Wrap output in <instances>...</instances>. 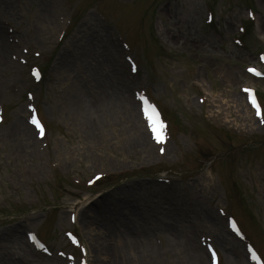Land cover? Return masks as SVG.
<instances>
[{
    "label": "rangeland",
    "instance_id": "rangeland-1",
    "mask_svg": "<svg viewBox=\"0 0 264 264\" xmlns=\"http://www.w3.org/2000/svg\"><path fill=\"white\" fill-rule=\"evenodd\" d=\"M42 8L51 14V24L57 22L51 33L47 19L43 23L39 16ZM66 18L71 19L67 28ZM0 28L10 44L0 57V240L20 236L21 244L25 230L37 229L52 251L63 248L62 230L72 227L67 219L72 205L79 210L102 198L107 206L105 197L116 187L136 183L139 199L151 203L156 213L165 214L168 207L179 212L149 221L158 229L144 236L158 245L157 264H194L191 251L203 248L200 236L212 238L220 264H238L240 258L230 257L215 242L220 236L216 216L226 227L217 207L236 214L264 255V126L258 127L240 90L242 84L255 86L264 103V78L252 81L245 75V67L256 65L258 53L264 52V0H0ZM123 42L129 43V51ZM81 43L90 47L89 70L101 62L97 73L113 87L109 117L95 142L103 150L112 143L115 157L110 163L97 156L100 151L85 138L70 110L67 93L82 61ZM36 51L40 56H34ZM127 54L138 65L137 76L128 72ZM33 63L42 68L38 83L27 72ZM139 87L160 104L169 121L164 155L154 146L148 156L143 147L127 143L135 130L129 101L121 103V98H132ZM87 90L91 103L100 98L97 91L88 95ZM27 91L47 126L45 147L42 140L32 145L21 134H9L11 119L23 116L25 121L28 114ZM103 138L109 140L107 147ZM86 147L93 151L92 159ZM93 170L126 173L89 189L72 180ZM163 177L169 182L158 179ZM74 226L89 245L87 227L79 218ZM223 235L226 246L242 251L232 235ZM19 252L16 244L6 246L0 257L63 264L57 256ZM96 255L91 264H101L105 256Z\"/></svg>",
    "mask_w": 264,
    "mask_h": 264
},
{
    "label": "bare ground",
    "instance_id": "bare-ground-1",
    "mask_svg": "<svg viewBox=\"0 0 264 264\" xmlns=\"http://www.w3.org/2000/svg\"><path fill=\"white\" fill-rule=\"evenodd\" d=\"M112 6H114L113 3ZM40 13L41 15L39 14V16L42 17L43 23H45V20L47 19V22L45 23L47 27L46 29L53 28V25H50L52 21L51 14L45 15V10L43 8ZM3 38L5 39V33L0 28V57L3 54L5 46L6 53L10 49V44L6 39L4 42ZM85 44L86 45L82 46L81 43L80 58H82V61H79L77 65L76 80L74 81V84H71L68 87L67 95L70 99V110L74 122L84 129L85 138L93 144L97 138L101 139L99 136L101 133L100 125L102 124L103 119L107 116L109 117L111 107L110 93L113 95L114 93L112 85L105 83L102 78V72L97 73L98 67L102 66L101 62H95L93 71L91 72L89 70L88 61L91 52L88 43ZM62 62L63 59L59 61V64ZM246 76L252 77L247 73ZM88 87H90L91 90H89ZM85 88L88 89V95H90V92L95 93L97 91L100 98L93 100L91 103V98L90 100L86 99ZM122 102L125 103L127 100L121 98V103ZM129 103L130 116L135 135L134 137H129L127 143L133 147H143L145 155L148 154L149 156L150 153H152L154 145L149 139L146 127L140 118L139 105L137 107V102L134 99H130ZM31 129L32 127L28 123H25L22 117L19 116L11 119L8 130L10 135L13 132L21 134L23 135L24 142L28 139L31 144L34 145L36 139L32 137ZM102 141L107 147L109 140L103 138ZM108 146L109 149L107 151L98 149L100 151V154L98 155H101V158L106 159V162L110 163L115 156L110 154V152H113L112 143H109ZM86 150L88 152L87 156L92 159L93 151L88 150L87 147ZM138 190L136 183L118 186L116 191H114L115 193L109 196V200L107 199L108 206L105 213H102L103 206H101V203L104 202V199L102 198L95 199L93 205L89 202L88 205L84 207L85 209L83 208L77 211L80 222L83 226L87 227V233L90 236V256L93 258L96 256L95 259L97 260L96 254L98 252L105 255L104 259L100 261L101 264H106L105 261H107V264H153L155 262L156 258L153 260L151 254L153 251L156 253V250L151 249L153 246L151 238H148L147 240L144 234L148 233L150 230H156L158 228H155L149 221L151 219H168V217H173L171 214H178L179 212H174L171 207H168L167 213H156L157 211L151 206V203L147 204V202L138 200L137 197H139V195L141 196V193H139ZM125 198L128 199V202L126 204L120 203L119 200ZM126 208L128 209V212L124 211ZM211 217L212 215L210 218ZM248 223L253 225L252 221L248 220ZM160 228L163 229L164 227ZM167 233L168 232L163 233V236L168 238L167 242L169 243V235ZM144 238H146L147 241V245L145 246L142 245V240ZM20 239H22L20 236L17 237V240L10 237H4L0 240V250L6 246L13 248L14 244H16L21 250L19 254L22 255L25 249L22 246L23 240L21 241V244L19 243ZM230 252L233 255L237 254L236 256L241 255V253L232 250H230ZM191 257L194 260V264H205V252L202 248L198 246L195 247L191 251ZM28 263L29 259L25 256L0 257V264Z\"/></svg>",
    "mask_w": 264,
    "mask_h": 264
},
{
    "label": "snow or ice",
    "instance_id": "snow-or-ice-1",
    "mask_svg": "<svg viewBox=\"0 0 264 264\" xmlns=\"http://www.w3.org/2000/svg\"><path fill=\"white\" fill-rule=\"evenodd\" d=\"M262 59H264V57H262ZM249 72L254 73L256 75H260V73L255 69V68H249L248 69ZM245 92L249 93V101L252 105V107L256 110V115L259 117L262 115V109L261 106L258 104L255 96L252 95V90L250 89H244ZM144 107H143V111L145 113V116L149 122V127L151 128L152 132L154 133L155 137L160 140L162 139V129H163V124L162 122H160L157 119V114L155 111L154 106L150 105L147 101H144ZM32 123L33 124H37V121L35 118L32 119ZM261 123H264V120H261ZM37 127H39V125L37 124ZM252 259H257L256 255L253 253L252 254ZM212 260H213V264H215L216 261V254L213 251L212 254Z\"/></svg>",
    "mask_w": 264,
    "mask_h": 264
}]
</instances>
